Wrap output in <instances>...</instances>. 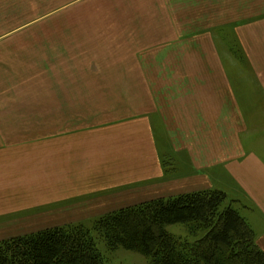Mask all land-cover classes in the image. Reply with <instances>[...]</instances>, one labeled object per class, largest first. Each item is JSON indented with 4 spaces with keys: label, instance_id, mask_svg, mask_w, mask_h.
Here are the masks:
<instances>
[{
    "label": "crops",
    "instance_id": "0c3cea01",
    "mask_svg": "<svg viewBox=\"0 0 264 264\" xmlns=\"http://www.w3.org/2000/svg\"><path fill=\"white\" fill-rule=\"evenodd\" d=\"M31 1L36 14L46 4ZM15 2L0 0V95H31L30 78L43 72L33 62L45 50L14 42L25 25L14 23ZM199 4L197 23L175 27L174 17L167 27L138 31L120 46L119 60L104 52L75 66L70 58L76 73L62 71L61 44L53 43L55 57L44 58L54 61V106L35 116L33 127L0 123V241L159 197L219 189L247 206L245 218L264 251V95H238L217 38L229 32L223 21H252L229 33L241 37L264 93V0ZM42 13L29 26L45 19ZM208 20L213 27L201 25ZM79 67L89 69V83L98 77L103 86L79 95ZM63 73L70 89L59 87ZM0 112L9 122L21 120L5 105Z\"/></svg>",
    "mask_w": 264,
    "mask_h": 264
},
{
    "label": "rangeland",
    "instance_id": "374dc122",
    "mask_svg": "<svg viewBox=\"0 0 264 264\" xmlns=\"http://www.w3.org/2000/svg\"><path fill=\"white\" fill-rule=\"evenodd\" d=\"M59 1L46 0L43 8L47 12L46 18L37 21L34 26H29L28 22L33 19L31 18L32 16L43 14V10L36 14L32 10L34 1L32 2L31 0H25V2L16 0L14 4L15 25L25 24V28L23 27L19 32H16L18 34L14 36V42L23 43L22 45L25 48L27 47V49L32 51L42 48L45 50L43 53L39 52V60L33 62L37 68L41 67L43 72L38 76L32 75L30 78L31 82H33L31 84L33 89H31V95H0L1 107L5 105L6 110L14 109L21 113L18 116L21 120L9 122L10 117L0 112V123L16 122L14 123L15 125L29 124L33 127V125H37L33 124L34 121H38L35 120V116L43 115L44 109H46L45 113H48L54 106L55 81H57V77L54 76V61L44 58L45 55L47 58H51L50 54L55 57L54 52L50 51L53 48V43L61 44L62 51L60 54L63 55L64 59V69L62 71L70 72L72 68L76 73V69L72 66L81 64L82 62L79 63L81 58L94 59L93 56L107 52L109 55L107 59L119 60L118 58L121 56L119 54L120 46L127 45L128 42L131 43L135 38L134 34L138 33V31L167 27L170 22L175 21L174 17L176 18L175 27H183L186 22H191V25L194 24L193 22L197 23L198 21L194 19L197 18L198 9L202 6L199 4V0H62L61 3ZM31 5L32 7L28 10ZM227 6L229 7V3ZM186 18L189 20H186ZM247 21L251 20H246L244 21L245 23L240 22L239 24L238 22L223 21L222 28L235 33L237 28H245L244 24ZM201 22H203L201 25L213 27L212 24L216 21ZM59 31H61L60 36H58ZM229 32L226 34L224 32L217 38L221 41L220 48L223 50L224 62L232 82L238 90V95H247L248 91L250 95H264L259 78L256 74L254 75L253 69L248 62L241 37L235 34L230 35ZM54 33H57V36H54ZM70 58L75 59L73 65L72 60H69ZM122 60L126 61L124 58ZM45 61L47 66L42 67ZM86 72L88 74V68L79 67L78 76H75V74L73 76V81L75 82L73 85H75V91L79 95H86L90 88L97 87L98 89L103 86V84H100L101 80L98 77L96 78L97 82L89 83V80L84 78L87 75ZM66 74L63 73V78L58 77V79L63 81V83L59 84V87L61 88L62 85L63 88L67 86L70 89L72 85L65 83L66 79L70 81V78H65ZM127 87L131 89L130 91H133V85L128 83ZM116 100L117 98L112 99L114 102ZM22 111L25 114H22ZM40 122L43 121L40 120ZM228 195L230 199H235L233 195ZM238 201L235 207L239 208L244 216H247V206L242 204L240 200ZM94 220L83 222L90 225ZM169 229L181 239L189 242L196 238L189 234V230L185 226H170ZM99 247L108 264H149L148 260L139 252L123 248L110 250L105 246L104 241H99Z\"/></svg>",
    "mask_w": 264,
    "mask_h": 264
},
{
    "label": "trees",
    "instance_id": "16d2710c",
    "mask_svg": "<svg viewBox=\"0 0 264 264\" xmlns=\"http://www.w3.org/2000/svg\"><path fill=\"white\" fill-rule=\"evenodd\" d=\"M219 189L159 197L84 222L0 241V264H108L99 247L141 253L149 264H264L256 234ZM185 226L192 242L170 231Z\"/></svg>",
    "mask_w": 264,
    "mask_h": 264
}]
</instances>
